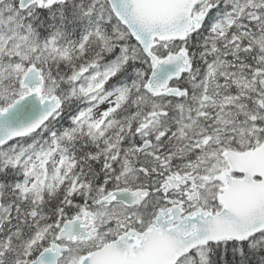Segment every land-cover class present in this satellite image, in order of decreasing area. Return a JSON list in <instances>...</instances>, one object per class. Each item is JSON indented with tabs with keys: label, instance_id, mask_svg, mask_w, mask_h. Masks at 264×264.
Here are the masks:
<instances>
[{
	"label": "snow or ice",
	"instance_id": "6c2138e0",
	"mask_svg": "<svg viewBox=\"0 0 264 264\" xmlns=\"http://www.w3.org/2000/svg\"><path fill=\"white\" fill-rule=\"evenodd\" d=\"M0 264H264V0H0Z\"/></svg>",
	"mask_w": 264,
	"mask_h": 264
}]
</instances>
